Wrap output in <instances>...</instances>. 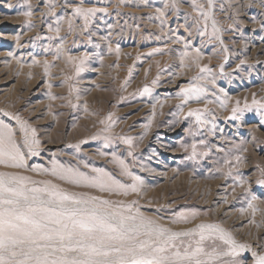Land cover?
<instances>
[{"label": "rangeland", "instance_id": "obj_1", "mask_svg": "<svg viewBox=\"0 0 264 264\" xmlns=\"http://www.w3.org/2000/svg\"><path fill=\"white\" fill-rule=\"evenodd\" d=\"M0 133V212L53 237L9 264H260L264 0H0ZM92 215L119 252L59 239Z\"/></svg>", "mask_w": 264, "mask_h": 264}, {"label": "snow or ice", "instance_id": "obj_2", "mask_svg": "<svg viewBox=\"0 0 264 264\" xmlns=\"http://www.w3.org/2000/svg\"><path fill=\"white\" fill-rule=\"evenodd\" d=\"M8 155L11 159L16 160L17 155H13L11 152H5L3 146V134L0 133V156ZM22 160V158H21ZM2 162V161H0ZM16 166H22L21 164H17ZM0 192H8L14 196H19L21 193L17 192L12 187H5V181L0 178ZM27 199V197H25ZM70 197L63 196L62 200H69ZM3 204H19V200L5 199L0 201ZM76 203H79L78 201ZM35 210L30 208L28 209V213H32ZM75 215V213H73ZM17 221H22L23 225L17 223ZM56 223H60L59 220ZM73 231L68 232L66 235L57 232V235L61 241L68 239L72 240L73 237L79 236L83 239H89L92 241L98 242L99 246L95 244L89 245V251H84L83 247L80 248H69L70 251L73 252H83L84 256H103L108 257L110 252L105 250L106 248H111L113 251L119 252L120 247L112 246L109 243L113 240L123 241L125 239V231H122L118 225L107 224L103 220L97 218L95 215H92L88 218V220H76L73 219ZM43 227L38 220H36L33 216L21 212L19 209H7L5 212H0V264H9V260L6 259V255L10 258H14L17 256V252L14 250L16 247L23 245L25 243H29L30 245H34L32 248L34 252L36 248L44 247V245H40L38 242L41 240H51L53 239L52 235L44 233ZM203 227V226H201ZM63 228L67 229V225H63ZM76 228H79L81 231H75ZM116 234V235H112ZM23 236L25 239H21ZM203 238V237H202ZM146 245L141 244L139 252L135 247L129 246L127 251L130 254L127 257V264H138L137 255H140L141 259H144L143 249ZM165 249L163 247H159L154 249L156 252H163ZM197 252L202 251L201 249H197ZM20 255L26 256L28 258H32L30 252H24L23 249L20 251ZM179 256V253H176ZM126 258L124 256L120 257V264H124V260ZM16 264H26L24 260L17 261ZM37 264H115L112 260L94 261L91 259L85 260H76L73 259L71 261L67 260H52L48 261L47 258H39L37 257ZM151 264V262H149ZM160 264V262H158ZM196 264H200L199 261H196ZM260 264H264V257L260 259Z\"/></svg>", "mask_w": 264, "mask_h": 264}]
</instances>
